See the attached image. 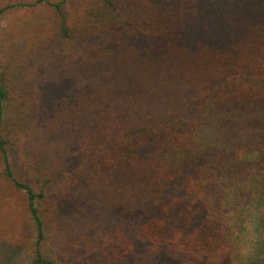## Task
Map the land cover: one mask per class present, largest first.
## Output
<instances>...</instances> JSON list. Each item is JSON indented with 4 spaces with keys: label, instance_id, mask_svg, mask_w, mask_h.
I'll use <instances>...</instances> for the list:
<instances>
[{
    "label": "trees",
    "instance_id": "trees-1",
    "mask_svg": "<svg viewBox=\"0 0 264 264\" xmlns=\"http://www.w3.org/2000/svg\"><path fill=\"white\" fill-rule=\"evenodd\" d=\"M19 8L0 31V165L24 194L26 264H264V0H21L0 17ZM96 12L123 22L91 32ZM67 79L50 114L45 87ZM67 204L90 212L78 237Z\"/></svg>",
    "mask_w": 264,
    "mask_h": 264
},
{
    "label": "rangeland",
    "instance_id": "rangeland-1",
    "mask_svg": "<svg viewBox=\"0 0 264 264\" xmlns=\"http://www.w3.org/2000/svg\"><path fill=\"white\" fill-rule=\"evenodd\" d=\"M21 0H0V6L7 3H17ZM56 1V0H49ZM166 3H172L173 1L182 0H162ZM201 2L211 0H199ZM261 1V0H254ZM69 4L77 6L79 0H68ZM254 6H257L254 4ZM253 6V7H254ZM27 12L26 9H15L9 11L0 17V31L6 29L11 20H15L18 17L24 15ZM123 20L116 16L111 18L108 14H102L96 12L93 15V22L90 27L91 32L103 33L108 31L106 29L110 24L114 28L119 29ZM44 27L36 26L26 31H33L41 33ZM193 40V39H192ZM194 42V41H192ZM190 42V44L192 43ZM45 86V85H44ZM74 86L70 84L67 79L58 85L46 86L44 92L45 102H47V110L52 113V99L58 97L59 95H66V93L72 89ZM47 93V94H46ZM47 96V97H46ZM48 98V99H47ZM47 112V113H49ZM8 164L13 172V176L18 181H26V175L24 168L21 165V159L17 155V150L14 147H7ZM192 175V171L188 168L182 170L177 177L168 183L171 190L174 186H177L184 177ZM166 186V188L168 187ZM24 194L15 188L2 174V168L0 165V264H26L27 255L29 249V238L33 235L32 228L30 224V219L26 211ZM76 208L73 204L70 206L67 204L62 213L66 215L72 224V230L75 236H80L81 233L87 229L89 225L90 212L88 217H84L82 214L73 215V211ZM131 215L130 211L127 209H110V208H100L92 214V217L97 219L101 223H108L116 219H126ZM77 264H102L97 262L91 256H84L83 254L78 255Z\"/></svg>",
    "mask_w": 264,
    "mask_h": 264
}]
</instances>
